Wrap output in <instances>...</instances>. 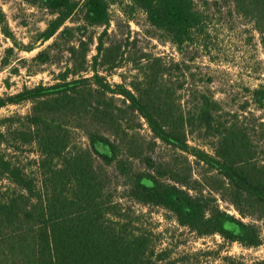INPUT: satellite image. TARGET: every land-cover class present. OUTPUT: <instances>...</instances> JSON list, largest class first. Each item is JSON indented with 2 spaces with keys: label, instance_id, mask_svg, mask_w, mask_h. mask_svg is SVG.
Listing matches in <instances>:
<instances>
[{
  "label": "trees",
  "instance_id": "1",
  "mask_svg": "<svg viewBox=\"0 0 264 264\" xmlns=\"http://www.w3.org/2000/svg\"><path fill=\"white\" fill-rule=\"evenodd\" d=\"M128 1L180 50L201 27L203 16L193 0H35L52 15L42 32L45 40L78 12L86 24L107 27L110 7ZM222 1L264 30V0ZM101 49L100 44L98 54ZM43 55L41 51L38 57ZM144 68L167 73L157 57L148 60ZM160 85L147 79L131 89L121 84L112 88L95 71L91 77L68 81L63 75L55 84H39L0 97V107L31 103L27 114L0 119V264H158L166 260L165 250L155 257L151 238L136 228L139 220L113 200L112 182L104 170L123 164L120 158L128 149L135 158L146 153L141 138L124 137L127 112L142 118L153 134L147 157L151 164L158 163L161 168L152 158L156 140L176 146L198 163L214 162L223 186L240 200L234 201L239 211L241 199L261 207L264 230V166L256 170L247 134L220 123L217 102L205 94L192 91L185 111L181 99L172 98L176 91ZM250 93L255 106L264 110V85ZM116 96L122 97V104ZM66 115L70 120L62 123L61 116ZM90 116L100 121L99 129L87 131L84 144L76 140L73 131L82 125L75 122L86 124ZM101 129L110 134H101ZM194 133L214 137L215 156L188 143V134ZM98 142L107 146L109 153L100 152ZM24 148L36 153L26 163L18 155ZM170 175L166 180L158 170H139L125 184L127 196L169 210L179 224L198 236L218 234L247 247L263 243L259 226L218 208L209 209L202 192H190V163L183 168L175 164ZM249 264H264V260Z\"/></svg>",
  "mask_w": 264,
  "mask_h": 264
},
{
  "label": "rangeland",
  "instance_id": "2",
  "mask_svg": "<svg viewBox=\"0 0 264 264\" xmlns=\"http://www.w3.org/2000/svg\"><path fill=\"white\" fill-rule=\"evenodd\" d=\"M193 1L203 16L201 27L193 32L192 41L180 50L129 1L110 7L111 20L107 27L86 24L78 12L45 40L42 32L52 15L43 4L35 0H0V97L6 98L39 84H55L63 75L68 81L91 77L95 71L112 88L121 84L131 89L147 79L155 80L165 90L176 91L172 98H180L185 111L189 109L191 92L197 90L217 102L220 123L231 124L247 134L250 155L256 170H260L264 166V110L255 106L250 90L264 85V30L225 1ZM100 44L102 49L98 54ZM41 51L44 55L38 57ZM153 57L161 59L167 73L158 74L144 68ZM116 97L118 104H122V97ZM30 108V102L8 104L0 107V119L25 115ZM135 116L131 112L124 115L122 128L127 134L124 137L141 138L142 150L146 153L135 158L128 149L120 158L123 164L104 170L112 182L113 200H118L124 211L128 209L139 220L136 228L151 238L155 257L165 250L167 258L158 264H183V261L185 264H249L264 260L261 207L241 199L239 211L234 201L240 200L233 197L228 186H223L214 162L198 163L176 146L156 140L152 158L161 168L157 167L158 163L151 164L147 157L151 154L148 143L154 140L153 134L145 121ZM89 118L88 125L75 122L82 125L73 131L76 140L84 144H87L86 132L99 129L97 122L100 121ZM69 120L67 115L61 116L62 123ZM105 130L101 129V134L109 135L110 131ZM187 140L215 156L214 137L194 133L188 134ZM96 146L100 152L109 153L108 147L100 142ZM29 150L19 151L22 163L35 156L36 153ZM187 162L192 175L190 192H202L209 209L218 208L247 224L259 226L263 238L260 246L247 247L218 234L198 236L179 224L169 210L143 205L127 196L125 184L137 171L147 173L155 169L167 176V180L175 164L183 168ZM144 181L149 183L147 179Z\"/></svg>",
  "mask_w": 264,
  "mask_h": 264
}]
</instances>
